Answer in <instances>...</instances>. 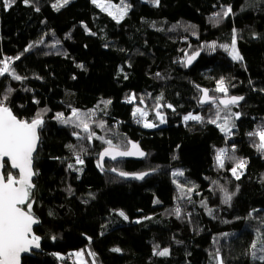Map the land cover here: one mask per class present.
<instances>
[{"label":"trees","instance_id":"obj_1","mask_svg":"<svg viewBox=\"0 0 264 264\" xmlns=\"http://www.w3.org/2000/svg\"><path fill=\"white\" fill-rule=\"evenodd\" d=\"M101 1L124 4L127 13L114 19L93 0L59 10L57 0L0 3V61L11 58L0 100L7 96L20 119L45 121L31 192L43 253L23 264H78L67 257L81 252V264H264L251 255L254 242L257 257L264 254V151L249 135L264 129V0ZM228 7V16L215 17ZM234 34L243 61L221 47ZM196 52L203 54L187 70ZM221 79L227 94L217 91ZM205 89L244 102L205 107ZM137 108L149 111L155 129L144 127ZM74 109L90 132L56 118L76 120ZM188 114L202 122L184 121ZM225 117L231 133L221 131ZM107 140L119 150L134 141L147 153L144 162L107 169L160 173L138 184L103 172ZM219 149L228 150L223 168ZM240 160L246 167L237 179L231 169ZM164 248L169 255H154Z\"/></svg>","mask_w":264,"mask_h":264},{"label":"snow or ice","instance_id":"obj_2","mask_svg":"<svg viewBox=\"0 0 264 264\" xmlns=\"http://www.w3.org/2000/svg\"><path fill=\"white\" fill-rule=\"evenodd\" d=\"M0 3L4 4L5 9L10 8L15 0H0ZM25 4H29L30 0H24ZM69 0H57V4L53 5L54 8L59 10V7H63L68 4ZM93 3H97L98 6L103 7L100 4V0H93ZM154 3L158 6L159 0H154ZM113 7V6H109ZM105 11L108 9L105 8ZM127 8L120 10L119 16H114V19H122L123 15L126 14ZM36 11H39L37 8ZM232 12V8L228 7L222 10V13H216L215 17L228 16ZM109 15H113L112 12H109ZM31 47V45H29ZM210 47L215 48L216 45L212 44ZM226 51H229V54L232 56L233 60L243 61V56L240 55L238 49L236 48L235 34L233 36L232 44L221 45ZM199 53L194 54L188 58V63H191L195 59V56ZM11 58H5L3 61H0V64L3 67H0V75L9 71V60ZM19 59V57H16ZM82 67V65H81ZM15 79H21L20 76H14ZM11 91V90H9ZM217 91L227 94L228 88L225 85V81L221 79L218 82ZM203 100L201 103L209 102L210 98L208 96V91L202 90ZM242 96H231L228 99L221 100L220 103L227 107L228 105L238 104L239 101L243 100ZM4 100H7V96H4L3 100H0V264H20V255L23 252L29 251L33 246L39 247L40 237L33 234V225L39 223V221L34 217L32 213V202H31V189L35 187L32 183V177L36 173L32 169V160L33 153L36 150V144L39 140L38 128L43 124V120L40 118V115L37 114L36 118L31 121L19 119L13 115L11 109L4 104ZM131 102V101H129ZM110 104L111 101L104 102ZM171 108V105H168ZM136 113H139L141 116H145L146 113L143 112L140 108L136 109ZM136 113H133L135 115ZM77 110H73L72 117H75L76 120H72L71 117L68 119L63 118L62 113H58L56 118L61 120L62 123L68 124L73 123L77 128H83L85 132H90L88 124L81 118ZM157 116L160 118V122L164 123L165 120L163 116L157 112ZM219 118V114H217ZM202 117L199 115L189 114L184 117L185 121L194 120L202 122ZM225 124L221 125V131L226 133H231L232 128L228 126L227 120L228 117H225ZM139 122V121H138ZM215 123V120L211 121ZM103 127V124L100 125ZM145 127H154L156 125L151 123H145ZM74 135H79L74 133ZM94 133H90L87 137L91 139ZM250 136H258L259 144L257 145L258 150L264 151V129L257 130L255 132L249 133ZM109 147L101 154V160L103 156L111 155L115 159L116 155L126 156V155H140L144 156L145 153L139 149V145L132 144V151H119L118 148L112 145L111 140L105 141ZM69 147H72L69 145ZM227 149H219L216 161L218 166L224 167V157L227 155ZM10 163L12 169L18 170V178L16 175H13L12 172H6V161ZM77 163H83L79 156L76 157ZM100 166V165H98ZM69 168H72L73 165L69 164ZM246 167V161L240 160L235 167L231 169L233 176L237 179L240 178L238 174V169H243ZM112 171H115L113 169ZM148 173H141L136 176L137 179H143ZM121 176H126L127 173L121 172ZM174 175H183L182 172L174 173ZM224 203H230L232 196L224 190ZM26 206V208L24 207ZM180 208L177 207L176 214L179 217ZM211 214V210H209ZM125 219L128 217L123 211L119 213ZM55 239V237H53ZM260 242L264 243V237L260 238ZM252 248V257L253 259H259L264 261V254L257 257L256 249L257 243L254 242L251 245ZM261 252H264V248L260 249ZM113 251L119 252L120 249L116 248ZM77 256L82 255V253H77ZM89 255H94L89 253ZM154 255L167 256L169 255V249L164 248L160 251H154ZM219 264H223V261H220Z\"/></svg>","mask_w":264,"mask_h":264},{"label":"water","instance_id":"obj_3","mask_svg":"<svg viewBox=\"0 0 264 264\" xmlns=\"http://www.w3.org/2000/svg\"><path fill=\"white\" fill-rule=\"evenodd\" d=\"M196 53H199L198 55L195 56V59L191 61V63H188V59L186 60V68L187 70L191 69L197 62L198 60L200 59L201 55L203 54L202 52H196ZM195 53V54H196ZM194 55V54H193ZM191 55V56H193ZM190 56V57H191ZM201 93H202V99L201 101L203 100V92L201 90ZM208 96L210 98L209 102H205V103H201L202 106H205V107H208V106H212L214 104H217L219 105L222 109H230L232 107H235V106H239L241 105L243 102H244V99L239 101L238 104H235V105H228L227 107H225V105L221 104L220 101L221 100H225V99H228L229 97H225V98H221V99H216V98H212L211 97V94L210 92L208 91ZM8 107V106H7ZM12 111V110H11ZM13 113V111H12ZM13 115H15L13 113ZM16 116V115H15ZM17 117V116H16ZM18 118V117H17ZM20 119V118H19ZM45 125V121L43 120V124L38 128V135H39V140L36 144V150L35 152L33 153V160H32V169L33 171L36 173V170H35V158L38 154V150H39V147L41 145V138H40V130L44 127ZM132 144H137L139 145V149L145 153L144 156H140V155H126V156H120V155H116L115 159L112 158L111 155H107V156H103V159L101 160V154L105 151V149L100 153L99 157H98V162H99V165H100V169L109 174V175H112V176H115L125 182H135V183H138V184H142L144 182H146L148 179L152 178L153 176L157 175L160 173L159 170H152V171H145V172H139V173H127L126 176H121L120 175V171H118L117 169L115 168H111V169H107L106 168V164H117V163H121V162H129V161H132V162H144L146 159H147V153L142 149V147L140 146V144H138L137 142H134V141H130L129 142V148L127 150H119V151H132ZM108 148V147H107ZM5 161H6V165L9 166L10 170H12L13 172L17 173L18 174V170L17 169H12L10 167V163H7V158H5ZM113 169H115V171H112ZM126 173V172H124ZM141 173H148L147 175L144 176L143 179H137L136 176L138 174H141ZM37 179V173L36 175H34L32 177V183L35 185V181ZM36 189V185L33 189H31V192L34 191ZM26 207V206H24ZM37 219V218H36ZM38 220V219H37ZM39 221V220H38ZM40 226V222L33 225V234L38 236L36 234V229ZM42 244H43V240L42 238L40 237V240H39V247H31L29 249V251L27 252H23L21 253L20 255V264H23L24 262V259L26 258H31V257H35L36 255H39V254H42L43 253V250H42Z\"/></svg>","mask_w":264,"mask_h":264},{"label":"rangeland","instance_id":"obj_4","mask_svg":"<svg viewBox=\"0 0 264 264\" xmlns=\"http://www.w3.org/2000/svg\"><path fill=\"white\" fill-rule=\"evenodd\" d=\"M106 5H105V4ZM104 3L100 0V4H102L103 5V7H104V9L105 8H107L108 10V12H112L113 13V16H119V14H120V10L121 9H124L126 6L124 5V4H121V5H119V4H114V3H111V2H107V1H104ZM97 4V3H96ZM98 5V4H97ZM113 6V7H109V6ZM101 7V6H100ZM126 13H127V10H126ZM125 15H123V17H124ZM143 112H145L146 113V115L145 116H141L139 113H138V115L140 116V118L144 121V124L145 123H151V124H154V125H156L155 123H153V120H150L149 119V116H150V114H149V111H148V113H147V111L146 110H144L143 108H140ZM189 115V114H188ZM192 115H195V114H192ZM185 121V120H184ZM189 121H194V120H189ZM188 121V122H189ZM187 122V121H186ZM143 124V125H144ZM163 125H165V122L163 123ZM145 127V126H144ZM157 127V125L156 126H154V127H145L146 129H155ZM82 253V255H80V256H77L76 255V260L78 261V264H81V263H83V256H84V253L83 252H81Z\"/></svg>","mask_w":264,"mask_h":264},{"label":"built area","instance_id":"obj_5","mask_svg":"<svg viewBox=\"0 0 264 264\" xmlns=\"http://www.w3.org/2000/svg\"><path fill=\"white\" fill-rule=\"evenodd\" d=\"M9 63H11V60H9ZM67 260H68V261H75V260H76V257L70 255V256L67 257Z\"/></svg>","mask_w":264,"mask_h":264},{"label":"flooded vegetation","instance_id":"obj_6","mask_svg":"<svg viewBox=\"0 0 264 264\" xmlns=\"http://www.w3.org/2000/svg\"><path fill=\"white\" fill-rule=\"evenodd\" d=\"M7 168H9V166H8ZM7 168H6V172H7V171H10V172H12L13 175H16L17 178H18V174H17V173H15V172H13L12 170H10V168H9V170H7ZM25 208H26V207H25Z\"/></svg>","mask_w":264,"mask_h":264}]
</instances>
